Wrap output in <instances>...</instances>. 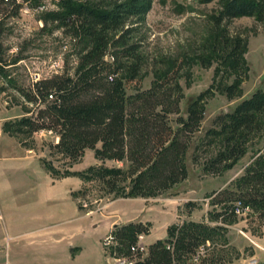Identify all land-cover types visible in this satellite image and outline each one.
Masks as SVG:
<instances>
[{"label":"trees","instance_id":"trees-1","mask_svg":"<svg viewBox=\"0 0 264 264\" xmlns=\"http://www.w3.org/2000/svg\"><path fill=\"white\" fill-rule=\"evenodd\" d=\"M32 3L38 0H23ZM59 9L48 12L44 22L57 23L78 40L74 72H63L37 80L25 91H19L30 102L41 106L35 116H24L8 127L16 133L52 131L59 140L52 147L71 163L88 149L96 158L123 163L126 167L92 166L85 173L68 172L100 181L109 192L125 196L155 197L187 179V153L193 134L204 118L203 94L181 114L183 88L176 71L157 75L149 88L140 83L141 44L134 36L151 10L153 0L115 1L100 9L89 0H57ZM207 2L212 0H205ZM20 0H0L16 13ZM255 16L264 20V0H226L218 20ZM0 29V75L7 61L3 56ZM245 47L238 41L231 52L233 68L245 70ZM134 82L135 92L127 84ZM238 82L226 89L232 96ZM175 116V118H173ZM208 135L221 139L219 151L206 160V173L221 174L247 152L251 140L264 135V90L256 91L231 112L217 117ZM8 129V130H9ZM47 168L60 176L51 163ZM64 176V175H63ZM211 203L221 211L209 212L213 223L185 221L168 228V237L148 246L143 255L135 252L138 235L149 233L150 224L129 222L111 230L114 243L112 257L133 260V264H187L206 248L208 242L224 237L226 225L236 221V202L264 218V147L255 153L243 175L227 188L211 194Z\"/></svg>","mask_w":264,"mask_h":264},{"label":"rangeland","instance_id":"rangeland-1","mask_svg":"<svg viewBox=\"0 0 264 264\" xmlns=\"http://www.w3.org/2000/svg\"><path fill=\"white\" fill-rule=\"evenodd\" d=\"M89 1L105 9L115 1L125 0ZM225 1L153 0L151 10L134 36L141 44L138 55L142 87L149 88L157 75L176 71L184 93L181 101L184 116L189 104L203 94L204 118L192 136L187 153L189 174L183 182L155 197L116 194L109 192L100 181L80 177L83 187L73 196L80 211L87 215L88 228L97 225L108 236L113 222L123 225L128 218L142 219L143 223L150 224L149 233H142L144 243L149 246L158 239H166L168 228L174 224L185 221L215 224L210 221L209 212L223 208L211 203V194L235 183L255 153L264 147V135H257L244 157L233 167L221 174L204 171L206 160L221 148V139L208 135L209 129L216 126L217 117L231 112L256 91L264 90V20L255 16L218 20ZM20 2L23 5L18 12L14 13L9 6H3L0 12L1 42L7 61L6 71L0 75V147L40 157L44 163L55 166L60 176L68 172L85 173L90 167L101 164L125 168L123 163L102 162L92 149L71 163L52 147L59 140L56 133L44 130L16 133L9 129L16 120L35 116L42 106L28 101L19 89L27 91L36 79L49 78L63 69L73 73L81 49L78 40L64 28L51 21L44 22L48 12L59 9L57 0ZM238 41L245 47L244 72L233 68L230 56ZM236 82L237 91L228 95L227 87ZM127 89L129 93L135 92L134 82L128 83ZM236 213L237 219L226 225L224 237L208 242L187 264H264V218L253 210ZM0 215V264H38L31 258L22 260L23 252L14 237L15 232L5 228L6 213L1 205ZM106 236L102 245L107 263L128 264L126 258L110 255V246L105 245Z\"/></svg>","mask_w":264,"mask_h":264},{"label":"crops","instance_id":"crops-1","mask_svg":"<svg viewBox=\"0 0 264 264\" xmlns=\"http://www.w3.org/2000/svg\"><path fill=\"white\" fill-rule=\"evenodd\" d=\"M82 187L80 177L54 176L40 157L0 147V205L24 262L108 264L102 245L107 232L97 225L88 228L73 196ZM137 221L145 222L128 218L123 223ZM116 225L121 223L113 222L112 228Z\"/></svg>","mask_w":264,"mask_h":264},{"label":"built area","instance_id":"built-area-1","mask_svg":"<svg viewBox=\"0 0 264 264\" xmlns=\"http://www.w3.org/2000/svg\"><path fill=\"white\" fill-rule=\"evenodd\" d=\"M36 81H37V79H36ZM236 206H237V209H236L237 212H240L241 210H243V211L250 210L249 208H242L240 202H237V205ZM144 241H145V234H139L138 235L137 242H136L135 247H134L135 252H141V253H143V255L147 253L148 246H146V244L144 243ZM113 243H114V237L110 233L105 238V245L107 247H109ZM126 261H127L128 264H133V262H134L133 260H130V259H127V258H126Z\"/></svg>","mask_w":264,"mask_h":264}]
</instances>
